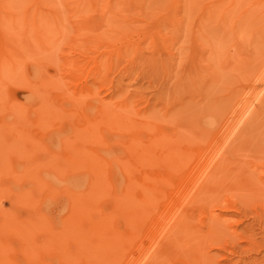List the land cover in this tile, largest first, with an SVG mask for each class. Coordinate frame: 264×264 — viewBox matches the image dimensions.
Wrapping results in <instances>:
<instances>
[{"label": "rangeland", "instance_id": "rangeland-1", "mask_svg": "<svg viewBox=\"0 0 264 264\" xmlns=\"http://www.w3.org/2000/svg\"><path fill=\"white\" fill-rule=\"evenodd\" d=\"M32 2L0 0L1 15L22 19L18 49L1 26L22 65L0 46L15 68L0 80V264H264V0ZM28 7L51 41H24ZM77 148L104 171L71 179ZM77 183L70 211L64 188Z\"/></svg>", "mask_w": 264, "mask_h": 264}, {"label": "bare ground", "instance_id": "bare-ground-1", "mask_svg": "<svg viewBox=\"0 0 264 264\" xmlns=\"http://www.w3.org/2000/svg\"><path fill=\"white\" fill-rule=\"evenodd\" d=\"M32 3H33V6H34V7H35V6H40V5H42L41 0H33ZM31 6H32V4H31ZM31 6H29V7H31ZM29 7L26 8V11L24 10V11H25V13H24L25 15L23 16V17H24L23 20L25 19V24L22 22L23 25H26V26L24 27V26L21 25V23H18L19 25H21V27H22V29H23V31H24V34H25L24 37L26 38V40H24V41H26V43L29 45L28 42L32 40L31 37L34 35V34H33L34 32H35L34 38H35V36H36L37 38H35V39L33 38L34 40H32L31 42H35V40H37L38 38H43L44 36H45L46 39L49 38V39H47V40L49 41L51 38L48 37V35L46 34V32H45L46 30L44 31V28L41 26V28H43V29H42V30H43V33L45 32L44 34H46V35H44V34L42 33L41 29L39 28V26H38L37 23H36V22H37L36 19H38V17L36 18V16H38V14H37V15H36V14L33 15V16H34V19H33L34 22H33V23H30L29 18L31 17V14H32L31 12H32V10H31V8L29 9ZM32 8H33V7H32ZM39 11H40V10H39ZM39 11H37V13H39ZM16 14H17V13H16ZM16 14H14V13H7V14H5V15H1V14H0V29H2L1 26L3 27L2 24H4V23L7 21V22L5 23L6 25H4V26H6L7 28H6V27H5V28L8 29V30L11 29L10 32L13 31V30H12V28H13V29H14V32H15V33L17 32V33H16L17 35H16L14 32H13L14 34L12 33L11 35H13V36H14V39H16V41H17L16 45H17V49H18V48H20V46H21L22 44H21V41L19 40V39H21V38H19V36H18L19 33H20V32H19L20 30H15V29H16V26H17L16 24H15V26H13V25H14V21H15L16 18H17V15H16ZM4 16H5V17H4ZM39 16H40V15H39ZM43 17H44V16H43ZM18 19H20V21L22 20L21 17H18V18H17V21H19ZM17 21H16V22H17ZM10 24H11V27L9 28ZM12 24H13V25H12ZM43 24H44V23H43ZM23 27H24L25 29H24ZM17 29H20V28L17 27ZM45 29H46V28H45ZM4 31H6V30H3V29H2V31L0 30V32H1V33H0V34H1L0 37H2V35L4 34V33H3ZM32 31H33V32H32ZM7 32H9V31H6V34H4L5 36L3 35V38H5V39H6L7 37L10 36V33H7ZM29 32L32 33V34H29ZM8 34H9V36H8ZM28 34H29V35H28ZM6 35H7V36H6ZM15 35H16V37H15ZM22 35H23V34H22ZM26 35L29 36V41H28V42H27L28 37H26ZM52 36H53V35H52ZM53 37H54V36H53ZM3 38H2V39H3ZM8 39H9V38H7L6 41H9V44H8L7 42H1L2 40H1V38H0V40H1V41H0V42H1L0 46L3 44L2 46L4 47V45H5L4 43H6V45H5L6 48H4V51H6V52L8 53V55H10V53L8 52L9 49L7 48V46H8V47H9V46L11 47L12 44L10 43V39H9V40H8ZM14 39L12 40V38H11V42H12V43H13ZM30 39H31V40H30ZM3 40H4V39H3ZM53 40H54V39H53ZM18 41H19V43H18ZM24 41H23V42H24ZM37 41H38V40H37ZM41 41H42V40L40 39V41H38V42H39V43H44V42H41ZM50 41H51V40H50ZM31 42H30V44L32 45ZM38 42H35V43L38 45ZM24 43H25V42H24ZM24 43H23V44H24ZM26 43H25V44H26ZM53 43H54V42H52L51 44H53ZM58 43H59V42H58ZM7 44H8V45H7ZM10 44H11V45H10ZM19 44H20V45H19ZM27 44H26V48H27V49H24V47H23V49L21 48L20 50H23V51L26 50V52H28L27 55H29V54H30L29 51L31 52L32 48L30 49L31 45H29V46H30V47H29ZM51 44H50V47H52ZM34 45H35V44H34ZM44 45H45L44 48H46V49L49 48V46H47L46 44H44ZM54 45H56V44L54 43ZM2 46H1V55H3V54L6 55V52H5V53H2V52H4V51L2 50ZM14 46H15V44H14ZM18 46H19V47H18ZM23 46H25V45H23ZM38 46H39V45H38ZM46 46H47V47H46ZM21 47H22V46H21ZM36 47H37V46H36ZM53 47H54V46H53ZM44 48H40V49H43V50L45 51ZM54 48H55V47H54ZM38 49H39V48H38ZM27 50H28V51H27ZM49 50H51V48H49ZM13 51H15V50L13 49ZM40 51H41V50H40ZM24 52H25V51H24ZM48 52H49V51H48ZM48 52L46 51V53H48ZM53 52H54V51H53ZM14 53H15L16 59H15V62H14L13 64L19 66L21 61L18 59V57L21 56V55L17 54L16 52H14ZM49 53H50V52H49ZM49 53H48V54H49ZM16 54H17V55H16ZM203 54H204V53H203ZM1 55H0V67L3 66V65H5V66H3V67H4V68H3V70H4V75H3L2 73H0V80L3 81V82H6L7 80H9V79H8L9 77L12 79V76H13L12 73H10L9 71H11V72H12V71H15V68L8 67V63H11L10 60L14 61V58H13V59H10V58L15 57V56H13L14 54H13V55H10V58H9V61H8V59H6V58L3 60V59H2L3 57H2ZM4 55H3V56H4ZM8 55H7V58L9 57ZM18 55H19V56H18ZM25 55H26V54H25ZM17 56H18V57H17ZM23 56H24V55H23ZM4 57H5V56H4ZM25 57L27 58V56H25ZM31 57H33V56H31ZM19 58H20V57H19ZM26 58H25V59H26ZM198 58H199V57H198ZM6 60H7L8 62H7ZM16 60H18V61H17L18 64L16 63ZM27 60H29V59L27 58ZM30 60H31V59H30ZM19 61H20V62H19ZM5 63H7V66H6ZM25 63H26V62H25ZM23 64H24V63H23ZM21 65H22V64H21ZM21 65H20V66H21ZM69 65H72V63L69 64ZM69 65H66V66H68L69 68H71ZM74 65L76 66L77 63H75ZM18 66H16L17 69L19 68ZM23 66H24V65H23ZM23 66H22V67H23ZM6 67H7V68H11V70L7 69ZM72 68H73V71H74L75 68H74L73 66H72ZM5 69H6V70H9V71H5ZM23 69H24V68H23ZM23 69L21 68L22 72H23ZM0 70H1V68H0ZM68 71H69V70H68ZM71 71H72V70H71ZM75 71H76V70H75ZM18 72H20L19 69L16 70V72L14 73V77H15V75H17V77H19ZM7 74H8V75L11 74L12 76L10 75L9 77H7V76H6ZM23 74H24V73H23ZM74 74H75V73H74ZM68 75H69L70 77L72 76V78H74V77H73V73H70V74L68 73ZM6 77H7V79H6V81H4V79H5ZM56 78H57V80L59 81V79H60L59 76L56 77ZM61 79H62V78H61ZM67 79H68V78H67ZM68 81H69V80H68ZM3 82H1V83H3ZM31 82H32V81H31ZM56 82H57V81H55V83H56ZM59 82H60V81H59ZM59 82H57L56 85L58 84L57 86H58L59 89H60V88H61L60 85H61L62 83L60 84ZM63 82H64V81H63ZM51 83L54 84L53 81H52ZM6 84H7V83H6ZM31 84H32V83H31ZM48 84L52 86V84H50V83H48ZM63 84L65 85V82H64ZM26 85H27V84H26ZM49 85H47V86H49ZM56 85H54V86L57 87ZM28 86H30V84H29ZM84 88H85V91H87V90L89 89V88H86V86H85ZM79 89H80V88H79ZM86 89H87V90H86ZM27 90H28V88H27ZM80 90H81V89H80ZM80 90L77 89L76 92H79ZM28 91H29V90H28ZM30 91H31V90H30ZM63 91H65V90H63ZM82 91H83V87H82V90L79 92V94H80V93L82 94ZM88 91H89V90H88ZM88 91H87V92H88ZM83 92H84V91H83ZM87 92H84L82 95H84V96L87 95ZM64 93H65V92H64ZM64 93H63V94H64ZM85 93H86V94H85ZM74 94H75V92H74ZM74 94H73V96H74ZM91 94H92V93H91ZM76 95H77V94H75V96H74V97H75V100L77 99V98H76V97H77ZM38 96H39V95H38ZM61 96H62V95H61ZM84 96H83V97H80V98H81V100L83 101V102H82V106L84 107V110H85L84 112L87 113V111H88L87 108H88V109H89V108L92 109L93 107H89V106L87 107V105L85 104V103H87V102H85V99H86L87 97H86V96L84 97ZM62 97H63V96H62ZM74 97H73V98H74ZM39 98H40V97H39ZM42 98H43V97H42ZM42 98H41V101H42ZM58 98H59V96H58ZM63 98H64V97H63ZM70 98H71V97H70ZM82 98H83V99H82ZM84 98H85V99H84ZM75 100H73V101H75ZM254 101H255V100H254ZM77 102H78V99L76 100V102H74L75 104L73 103V106H74V107H76ZM84 102H85V103H84ZM98 102H100V100H99ZM83 103H84V105H83ZM71 104H72V103H71ZM25 105H28V104H25ZM64 105H65V104H64ZM85 105H86L87 108L85 107ZM99 105H101L100 107H102V105H103L102 108H103V110H104V112H105V109H104V105H105V104H103V101H102V100H101V103H99ZM70 106H71V105H70ZM73 106H72V108H71V111H73L74 109L76 110V108L78 109V106H77L76 108H73ZM105 106H106V105H105ZM248 106H249V105H248ZM251 106H252V105H251ZM94 107H95V106H94ZM96 107H98V105H97ZM100 107H99V108H100ZM39 108H40V107H39ZM39 108L36 107V109H39ZM43 108H44V107H43ZM63 108H65V106H64ZM63 108H61V109H63ZM99 108H98V109H99ZM102 108H101V109H102ZM0 109H1V107H0ZM9 109H10V108H8V110H9ZM94 109H95V108H94ZM98 109H97V110H98ZM250 109H251V108H250ZM34 110H35V109H34ZM45 110H47V109H45ZM63 110H64V109H63ZM66 110H67V109H66ZM75 110H74V113L69 111L68 114H70V113L75 114ZM78 110L81 111V109H78ZM78 110H77V111H78ZM86 110H87V111H86ZM95 110H96V109H95ZM99 110H100V109H99ZM99 110H98V113H97V114H99L100 112L103 111V110H102V111H101V110L99 111ZM10 111H11V109L9 110V112H10ZM43 111H44V109H43ZM43 111H42V112H43ZM47 111H48V110H47ZM60 111H61V110H60ZM249 111H252V110H248L247 114H251V112L249 113ZM32 112H33V110H32ZM61 112H62V111H61ZM67 112H68V111H66V113H67ZM88 112H89V111H88ZM104 112H103V114H105ZM10 113H13V112H10ZM18 113H19V114H22L23 112L20 113V110H19ZM39 113H41V109H40ZM45 113H46V112H45ZM47 113H48V112H47ZM63 113H64V112H62L61 114H63ZM78 113H79V114H83L82 112H78ZM245 113H246V112H245ZM7 114H8V113H7ZM41 114H42V113H41ZM48 114H50V113H48ZM87 114H88V113H87ZM91 114H92V112H91ZM93 114H94V113H93ZM100 114H102V113H100ZM89 115H90V113H89ZM37 116H38V115H37ZM40 116H41V115H40ZM41 117H43V116H41ZM90 117H91V115H90ZM93 119H94V118H93ZM86 121H87V120H86ZM93 123L95 124L96 122H92V125H93ZM247 123H248V122H247ZM83 125H84V124H83ZM85 125H86L85 127L89 126V125H87V123H86ZM81 128H82V129H81ZM77 129H78V128H77ZM77 129H76V130H77ZM84 129H85V130H84ZM80 130H81V132H82V135L80 134L81 136H83L84 134H86V132H85V131H86V128H84L83 126H81L80 129L77 130V133H76L77 135L79 134L78 132H80ZM82 130H83V131H82ZM90 130H91V128H90ZM83 132H85V133H83ZM90 132H91V133H90ZM90 132H89V133H90L92 136L95 135V131H93V132H94V135L92 134V133H93L92 131H90ZM91 135H90V138H91ZM77 137H78V139H77V138H76V139L82 142V141L84 140L83 138L85 137V135H84V137H81L82 140H80V136H77ZM75 141H76V140H75ZM79 141H78V143L81 144ZM91 141H92L93 143H95L94 140L91 139ZM87 142L89 143V141H87ZM130 142H131V145H129ZM130 142L128 143L129 147L132 146V144H133V143H132L133 140H131ZM135 143H136V141H135ZM135 143H134V146H132V147H134V148H132L133 150H137V149H136V145H135ZM87 146H89V145H87ZM90 146H91V145H90ZM70 147H72V146H70ZM79 147H80V146H79ZM92 147H93V146H92ZM94 147H95V146H94ZM97 147L99 148V146H97ZM111 147H112V146H111ZM111 147L109 146V150H111ZM139 147H140V146H139ZM73 148H74V147H73ZM81 148H82V147H81ZM81 148H80V149H81ZM80 149L78 150V148H77V152L81 153V154L78 153V155H80V156H79L80 158H79V157H78V159H77V158H74L75 156H74L73 158H74V161H75V162H77V163H81V164L84 166V168L81 167L82 165H77V164L73 161V163H71V165H72V164L74 165V168H75V169H74L73 171H75V172H72L71 179H72L73 174L80 176V175L82 174V173L79 174L80 171H83V172H84L83 175H86V174H88V173H91V174H90V178H91V175H93L91 171L94 170V168H96V169H95L96 171H93L94 176H95L96 174L99 173V170H101V169L98 170V168H97V167L101 168V167H100L101 164H100V166H99V164H98L100 159H98V158H99L98 156H95L96 154H95L94 152L91 153V155H92V154H94V155H92V156L89 155L88 157H85L86 159H88V158L90 159V157H92L90 160H93V161L95 160L94 162L92 161V163H91V161H88V162H87L88 164H87V163H86V159H85V162H84V163L82 162V160H81V162H80L79 159H81V158H82L81 155H83ZM82 149H83V148H82ZM100 150H101V149H99V150L96 149L97 152H96V151H95V152L98 153V151H100ZM109 150H108V151H109ZM133 150H132V152H135V151H133ZM106 151H107V150H106ZM108 151H107V152H108ZM77 152H76V153H77ZM132 152H131L130 154H127V155L125 154L126 156H128V155L130 156V157H129V158H130L129 160H131V157H132L131 155L134 154V153H132ZM76 153H75V155H76ZM109 154L111 155V153H109ZM135 154H136V153H135ZM135 154H134V155H135ZM142 154H143V153H142ZM142 154H141V156H142ZM97 155H98V154H97ZM110 155H109V157L112 158ZM136 155L138 156V154H136ZM136 155H135L134 157H136ZM76 156H77V155H76ZM93 156H95L96 158H94ZM73 158H72V159H73ZM106 158H107V157H106ZM110 158H108V160H109ZM142 158H143V157H142ZM142 158H141V159H142ZM76 159H77V160H76ZM97 159H98V160H97ZM122 159H125L124 162L127 163L126 160L128 161V159H126L125 157L122 158ZM146 159H147V158H146ZM106 160H107V159H106ZM108 160H107V161H108ZM97 161H98V162H97ZM111 161H112V159L110 160V163H111ZM135 161H136V160H135ZM144 161H145V160H144ZM70 162H71V161H70ZM89 162H90V164H89ZM124 162L122 161L123 165H124ZM74 163L76 164L77 167L75 166ZM85 163H86V164H85ZM94 163L97 165V167L95 166V167L93 168V165H95ZM105 163H106V162H105ZM108 163H109V162H108ZM110 163H109V164H110ZM91 164H92V165H91ZM73 165H72V166H73ZM86 165H87V166H86ZM89 165H90L91 167H90ZM123 165H122V168H124ZM105 166H106V164H105ZM79 167H81L82 169H80ZM85 167H86V168H90V169H92V170H90V171L87 170V171H86ZM106 167H107V166H106ZM71 168H73V167H71ZM135 168H136V167H135ZM104 169H105V167H104ZM124 169L127 170L126 167H125ZM78 170H79V171H78ZM97 170H98V173H96ZM105 170H106V169H105ZM125 170L123 171V169H122L121 172H123V173H127V171L125 172ZM85 171L88 172V173L85 174ZM101 171H104V170L102 169ZM101 171H100V172H101ZM134 171H135V170H134ZM134 171H130L129 173H131V172L134 173ZM76 172H77V173H76ZM95 173H96V174H95ZM105 173H106V172H105ZM105 173H104V174H105ZM129 173H128V174H129ZM135 173H136V172H135ZM148 173H149V172H148ZM55 174H56V173H55ZM107 174H108V173H107ZM107 174H106V175H107ZM128 174H127V175H128ZM139 174H140V173H139ZM69 175H70V174H69ZM69 175H67V176H69ZM75 175H74V176H75ZM123 175L126 176V174H123ZM130 175L132 176V173H131ZM130 175H129V176H130ZM133 175H135V174H133ZM49 176H51V175H49ZM56 176H58V175H56ZM74 176H73V177H74ZM94 176H93V177H94ZM102 176H103V175H102ZM104 176H105V175H104ZM129 176H128V177H129ZM131 176H130V177H131ZM161 176H162V175H161ZM69 177H70V176H69ZM82 177H83V176H82ZM82 177H81V178H82ZM88 177H89V174H88ZM88 177H87V178H88ZM99 177H100V178H99ZM130 177H129V178H130ZM133 177H135V176H133ZM145 177H146V176H145ZM145 177H144V178H145ZM63 178H64V177H63ZM66 178H68V177H66ZM81 178H79L80 181L82 180ZM83 178H84V177H83ZM90 178H89V179H90ZM101 178H102L101 176H97L96 179H98V180H97L98 183H97V181H93V182H92V180H91L92 178L90 179V181H91L90 184H91V185L93 184V186H92L93 189H94L95 187L98 188V186L100 185L99 183H100L101 181L103 182V180H101ZM129 178H128V180H129ZM147 178H148V177H147ZM49 179H50V178H49ZM60 179H61V178H59V180H60ZM94 179H95V178H94ZM96 179H95V180H96ZM99 179H100V181H99ZM105 179H106V178H105ZM105 179H104V180H105ZM123 179H124V176H123ZM47 180H48V179H46V182H47V183L49 184V186H50V182H48ZM54 180H55V179H54ZM59 180H57V181H59ZM65 180L68 181L69 179H68V180L65 179ZM108 180H109V179H108ZM196 180H197V179H196ZM60 181H61V180H60ZM60 181H59V183H60ZM66 181H65V183H67ZM90 181H88V182H90ZM102 182H101V187H102ZM104 182H105V181H104ZM63 183H64V182H63ZM108 183H109V182H108ZM56 184H57V183H55V185H56ZM90 184H89V183L87 184L88 188L91 187V186H89ZM96 184H97V185H96ZM55 185H54V186H55ZM67 185H69V184H67ZM67 185H66V186H67ZM94 185H95V186H94ZM163 185H164V184H163ZM51 186H52V185H51ZM54 186H52V187L54 188ZM56 186H57V185H56ZM63 186H64V185H63ZM63 186H62V187H63ZM161 186H162V185H161ZM161 186H160V187H161ZM173 186H174V185H173ZM173 186H172V187H173ZM197 186H198V185H197ZM52 187H50V188H52ZM99 187H100V186H99ZM166 187H167V186H166ZM172 187H171V188H172ZM198 187H199V186H198ZM55 188H56V187H55ZM77 188H79V184H78V183H77V184H72L69 188H68V186H67V188H66V187L64 188L65 191H66L67 189H69L70 191L72 190L71 192H68V193H67V191H69V190L66 191L67 195H69V196H68V199H70L69 201H70V202H73L74 205H75V206H74V205L70 204V207H69V208L71 209L70 211H73V209L76 207V203H77V204H78V203H79V204H80V203L82 204V202H83V201H82V202H79V201H78V199L80 198L79 196H81V195L76 196V194H78V192H77V191H74V190H76ZM92 188H91V190H92ZM115 188H116V187H115ZM126 188H129L128 185L125 186V190H126ZM206 188H207V187H206ZM83 189H84V188H83ZM101 189H102V188H101ZM109 189H110V188H109ZM161 189H162V188H161ZM53 190L55 191V189H53ZM56 190H57V188H56ZM87 190H88V189H87ZM127 190H129V189H127ZM155 190H156V189H155ZM199 190H200V188H199ZM204 190H205V189H204ZM84 191L86 192V190H83V192H84ZM201 191H202V190H201ZM201 191H200V192H201ZM85 192L83 193V197L81 198L82 200H83V198H84V196H85V195H84ZM87 192L89 193L90 191H87ZM87 192H86V193H87ZM110 192H111V191H110ZM110 192H109V193H110ZM116 192H117V191H116ZM131 192H132V191H131ZM202 192H204V191H202ZM66 193H65V194H66ZM70 193H71V197H70ZM73 193H75V194H73ZM80 193H81V190H80ZM88 193H87V194H88ZM92 193H95V194H96L97 192H96V190H95V191L93 190V192H90V194H88V195H86V196L88 197V196H90ZM106 193H107V192H106ZM125 193H126V192H125ZM127 193H128V192H127ZM194 193H195V192H194ZM115 194H116V193H115ZM120 194H121V192H120ZM132 194H133V193H132ZM153 194H155V193H153ZM165 194H166V191H164V196H166ZM185 194H187V193H185ZM92 195H94V194H92ZM92 195H91V196H92ZM109 195H111V194H109ZM123 195H124V194H123ZM128 195H129V194H128ZM128 195H124L125 198H126V196H128ZM159 195H160V194H159ZM72 196H76V198H75L76 201L74 200V198H72ZM91 196H90V197H91ZM100 196H101V195H100ZM100 196H98V197H100ZM106 196H107V195H106ZM106 196H104L103 198H105ZM117 196H118V195H117ZM119 196H120V195H119ZM119 196H118V197H119ZM184 196H185V195H184ZM87 197H85V198H87ZM90 197H89V198H90ZM107 197H108V196H107ZM115 197H116V196H115ZM122 197H123V196H122ZM77 198H78V199H77ZM95 198H96V197H95ZM95 198H94V199H95ZM113 198H114V197H113ZM119 198H120L119 201H121V197H119ZM127 198H128V197H127ZM187 198H188V197H187ZM193 198H194V197H193ZM94 199H93V200H94ZM116 199H117V198H116ZM116 199H115V200H116ZM129 199H130V198H129ZM79 200H80V199H79ZM93 200H92V202L95 203ZM95 200L97 201V199H95ZM125 200H126V199H125ZM125 200H124V201H125ZM190 200H191V198H189V201H190ZM80 201H81V200H80ZM85 201H86V200H84V202H85ZM89 201H90V200H89ZM113 201H114V200H113ZM122 201H123V200H122ZM134 201H135V200H134ZM137 201H138V200H137ZM181 201H182V200H181ZM192 201H193V199H192ZM86 202H88V201H86ZM117 202H118V201H117ZM131 202H132V201H131ZM88 203H89V202H88ZM88 203H87V205H89ZM124 203L126 204V201H125ZM127 203H128V202H127ZM189 203H190V202H189ZM113 204H114V202H113ZM128 204H129V203H128ZM131 204H132V203H131ZM131 204H130V205H131ZM183 204H184V203H183ZM185 204H188V203L185 202ZM185 204H184V205H185ZM71 205H72L73 207H72ZM85 205H86V203H85V204L83 203V206H84V207H85ZM90 205H91V201H90ZM94 205H95V204H94ZM114 205H115V204H114ZM132 205H133V204H132ZM135 205H136V204H135ZM78 206H79V205H78ZM80 206H81V207H80ZM80 206H79L80 208L83 207L82 205H80ZM96 206H97V205H96ZM117 206H118V205H117ZM126 206H127V205H126ZM128 206H129V205H128ZM156 206H157V205H156ZM182 206H183V205H182ZM186 206H187V205H186ZM79 207H78V208H79ZM121 207H122V206H121ZM80 208H79V209H80ZM85 208H86V207H85ZM95 208H96V207H95ZM115 208H118V207H115ZM122 208H123V207H122ZM130 208H131V207H129V210H130ZM187 208H189V207H187ZM79 209H78V211H79ZM123 209H124V208H123ZM123 209H121V210L123 211ZM75 210H76V209H75ZM84 210H85V209H84ZM87 210H89V208H87ZM93 210H95V209H93ZM118 210H120V209H118ZM138 210H139V209H138ZM81 211H82V210H80V212H81ZM122 211H121V212H122ZM179 211H180V210H179ZM179 211H177V212H179ZM185 211H186V210H185ZM185 211H184V212H185ZM181 212H182V211H181ZM208 212H209V211H208ZM208 212H207V213H208ZM76 213H77V215H78V212H76ZM76 213H75V214H76ZM84 213H85V212H84ZM128 213H129V212H127V213H126L127 215H126V214H125V215L128 216ZM131 213H132V211H131ZM138 213H139V212H138ZM205 213H206V211H205ZM75 214H73V215L70 214V215H69V216H70V217H69L70 219H68V220H67V217L64 218V219H66V220L68 221V223H66V222H64V223L67 224V225H70V224L74 225L73 223H70V224H69V221L71 222V220H72V217H71V216H74L73 218L77 219L79 215H82V213L79 214L78 216H76ZM122 214H123V213H122ZM134 214H135V213H134ZM173 214H174V213H173ZM176 214H177V213H176ZM214 214H215V213H214ZM85 215H86V214H85ZM207 215H208V214H207ZM207 215H205V216H207ZM209 215H210V214H209ZM209 215H208V217H209ZM75 216H76V217H75ZM88 216H90V215H88ZM176 216H177V215H175V217H176ZM179 216H180V215H179ZM192 216H193V215H192ZM205 216H204V217H205ZM211 216H212V215H210V219H211V218L214 219V218H213L214 216H213V217H211ZM216 216H218V215H216ZM83 217H84V216H83ZM124 217H125V216H124ZM188 217H189V216H188ZM208 217H205V218L208 219ZM84 218L86 219V217H84ZM90 218H92V216H91ZM90 218H89V219H90ZM133 218H134V217H133ZM191 218H192V217H191ZM217 218H218V217H217ZM82 219H83V218L80 217L79 220H81V222H79V223L77 222V223H78V224H82V223L86 222L84 219H83V222H82ZM136 219H137V218H136ZM87 220H88V219H87ZM123 220H124V219H123ZM215 220H216V222L218 221L217 219H215ZM91 221H92V220H91ZM136 221H137V220H136ZM138 221L140 222V220H138ZM174 221H175V220H174ZM207 221H208V220H207ZM89 222H90V221H89ZM168 222H169V221H168ZM172 222H173V220H172ZM172 222H171V223H172ZM92 223H93V222H92ZM136 223H137V222H136ZM86 224H87V222H86ZM89 224H90V223H89ZM89 224H88V225H89ZM125 224H127V226H128V223H124V225H125ZM129 224H130V223H129ZM131 224H132V223H131ZM131 224H130V226H131ZM139 224H140V223H139ZM142 224H143V223H142ZM72 225H71V226H72ZM75 225H77V224H75ZM133 225H134V224H133ZM145 225H146V224H145ZM169 225H170V224H169ZM215 225H217V224H215ZM122 226H123V225H122ZM137 226H138V225H137ZM140 226H141V225H140ZM165 226H166V225H165ZM171 226H172V225H171ZM212 226H213V225H212ZM66 227H68V226H66ZM91 227H92V225H91ZM144 227H145V226H144ZM74 228H75V227H74ZM76 228H77V226H76ZM79 228H80V227H79ZM163 228H164V227H163ZM209 228L211 229L212 227L210 226ZM129 229H130V228H129ZM132 229H133V231H136L134 227H132ZM168 229H169V228H168ZM172 229H174V228H172ZM78 230H79V229H78ZM87 230H91V229L89 228V229H87ZM130 230H131V229H130ZM153 230H154V229H153ZM91 231H92V230H91ZM131 231H132V230H131ZM137 231H138V230H137ZM168 231H169V230H168ZM170 231H172V230L170 229ZM170 231H169V232H170ZM121 232H123V231H121ZM166 232H167V231L165 230L164 234H165ZM135 233H136V232H135ZM138 233H139V232H138ZM172 233H173V232H172ZM206 233H207V232H206ZM121 234H123V233H121ZM133 234H134V232H133ZM139 234H140V233H139ZM88 235H89V234H88ZM140 235H141V234H140ZM140 235H139V236H140ZM121 236H123V235H121ZM162 236H163V234H162ZM129 237H130V236H129ZM137 237H138V236H137ZM121 238H122V237H121ZM130 238H131V237H130ZM133 238H134V236L132 237V239H133ZM135 238H136V237H135ZM167 238H168V237H167ZM127 239H128V238H127ZM140 240H141V239H140ZM164 240H165V239H164ZM122 241H123V240H122ZM129 241H130V240H129ZM129 241H128V242H129ZM165 241H167V240H165ZM134 242H135V241H134ZM121 244H122V243H120V246H121ZM123 244H125V243H123ZM127 244H128V243H127ZM157 244H158V243H157ZM160 245L162 246V244H160ZM165 245H167V244H165ZM131 246H132V245H131ZM158 246H159V245H158ZM165 247H167V246H165ZM121 249H122V248H121ZM120 251H121V250H120ZM125 251H126V250H125ZM151 251H152V250H151ZM145 254H146V253H145ZM73 255H74V254H73ZM148 256H150V254H149ZM160 256H161V255H160ZM152 257H153V256H152ZM154 257H155V256H154ZM142 258H143V257H142ZM150 259H151V258H150ZM63 260H64V259H63ZM65 260H66V259H65ZM152 260H153V259H152ZM61 261H62V259H61ZM68 261H69V260H68ZM150 261H151V260H150ZM150 261H149V262H150ZM66 263H67V262H66ZM62 264H65V263H62ZM67 264H68V263H67ZM69 264H70V263H69Z\"/></svg>", "mask_w": 264, "mask_h": 264}]
</instances>
